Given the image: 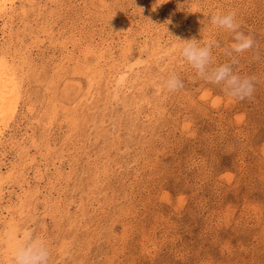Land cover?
<instances>
[{"label":"rangeland","instance_id":"obj_1","mask_svg":"<svg viewBox=\"0 0 264 264\" xmlns=\"http://www.w3.org/2000/svg\"><path fill=\"white\" fill-rule=\"evenodd\" d=\"M14 8L0 17L20 87L0 144V264L29 235L49 264H264V0ZM230 11L254 40L231 57L234 34L209 22ZM192 38L219 42L212 67L235 58L255 77L252 97L199 77L181 55Z\"/></svg>","mask_w":264,"mask_h":264},{"label":"clouds","instance_id":"obj_2","mask_svg":"<svg viewBox=\"0 0 264 264\" xmlns=\"http://www.w3.org/2000/svg\"><path fill=\"white\" fill-rule=\"evenodd\" d=\"M209 22L234 34V43L231 44L230 50L224 49L226 55L231 57L233 53L239 54L253 49V38L238 30L240 25L236 22L235 11L223 15L213 14ZM219 47V42L216 40H210L204 46H200V41L192 38L184 41L181 55L199 77L209 83L222 86L226 95L239 101L251 98L255 90V77H242L234 72L232 65L238 63L235 58L231 60V63L212 67L213 49ZM255 59H259L258 54ZM183 86V82L175 75L170 76L166 81V88L170 92L177 91ZM49 261L50 248L47 242L39 237L27 236L26 243L18 246L14 252V264H49Z\"/></svg>","mask_w":264,"mask_h":264},{"label":"bare ground","instance_id":"obj_3","mask_svg":"<svg viewBox=\"0 0 264 264\" xmlns=\"http://www.w3.org/2000/svg\"><path fill=\"white\" fill-rule=\"evenodd\" d=\"M14 4H15V0H0V17H6L8 14L10 15V14H12L15 10L14 9H16V8H14ZM13 18V17H12ZM11 18V19H12ZM4 20H5V18H4ZM6 22H4V24H5ZM8 24V23H7ZM7 27V26H6ZM4 30V29H3ZM42 33V32H41ZM34 34V33H33ZM14 36V35H13ZM36 41V40H35ZM59 41V40H58ZM63 42V41H62ZM78 43V42H77ZM35 44V43H34ZM156 48V47H155ZM92 49V48H91ZM91 49H89L88 50V48H87V52H89ZM6 51V50H5ZM94 52V51H93ZM92 52V53H93ZM72 53V52H71ZM96 53V52H95ZM95 55H97V54H95ZM20 56V55H19ZM22 56H25L24 54L22 55ZM28 56H29V54H28ZM76 56V55H75ZM6 58V57H5ZM20 58V57H19ZM28 58H30V57H28ZM102 58V57H101ZM11 59V58H10ZM15 59V58H14ZM13 59V60H14ZM16 59H17V57H16ZM21 60H22V57L20 58ZM26 59V58H25ZM62 59V58H61ZM78 59V58H77ZM153 59V58H152ZM12 60V61H13ZM34 60V59H33ZM138 60H140V59H138ZM17 60H15V62H16ZM25 61V60H24ZM23 61V62H24ZM26 61H27V59H26ZM28 61H30V60H28ZM86 61V60H85ZM4 62V61H3ZM19 62V61H18ZM21 63V65H23L22 64V61H20ZM45 62V61H44ZM92 62V61H91ZM12 63H14V62H12ZM86 63V62H85ZM141 63V62H140ZM16 64V63H15ZM19 64V65H20ZM9 65H11V64H9ZM43 65V64H42ZM77 65V64H76ZM83 65V64H82ZM128 65H129V63H128ZM17 66V65H16ZM84 66H86V65H84ZM92 66V65H91ZM115 66V65H114ZM119 66V65H118ZM127 66V65H126ZM131 66V65H130ZM7 67H8V65H7ZM4 64H2V63H0V144H1V140H2V137H3V135H4V129H5V127H7L8 125H9V122H11L12 121V119H14V117L16 116V113H17V107H18V101H17V99H18V97H17V95H18V92H17V84H18V82L16 83V80H18V79H16L15 77L16 76H14L11 72H10V70L7 68ZM12 67V66H11ZM20 67V66H19ZM25 67V66H24ZM62 67V66H61ZM88 67V66H87ZM93 67V66H92ZM14 68V67H13ZM54 68V67H53ZM91 68V67H90ZM94 68V67H93ZM101 68V67H100ZM99 68V69H100ZM132 68V67H131ZM24 69V68H23ZM56 69V68H55ZM59 69V68H58ZM127 69H129V68H127ZM126 69V70H127ZM22 70V69H21ZM91 70V69H90ZM93 70V69H92ZM94 70H95V68H94ZM93 70V71H94ZM96 70H97V68H96ZM59 71V70H58ZM83 71V70H82ZM120 71V70H119ZM130 71H131V69H130ZM134 71V70H133ZM30 72V71H29ZM28 72V73H29ZM81 72V71H80ZM94 73H96L95 71H94ZM98 73V72H97ZM97 73H96V75H97ZM127 73H128V70H127ZM132 73V72H131ZM64 74V73H63ZM93 74V73H92ZM104 74V73H103ZM139 74V73H138ZM99 75V74H98ZM121 75V74H120ZM120 75H119V77H120ZM127 75V74H126ZM132 76V75H131ZM136 76V75H135ZM24 77V76H23ZM102 77V76H101ZM126 76H124V78H125ZM139 77V76H138ZM95 78V77H94ZM109 79V78H108ZM128 79V78H127ZM126 79V80H127ZM120 80H121V78H120ZM125 80V79H124ZM129 80V79H128ZM111 81V80H110ZM117 81H119L118 79H117ZM127 82V81H126ZM123 83H124V81H123ZM19 85H20V83H19ZM118 86V85H117ZM120 86V85H119ZM19 89H20V87H19ZM18 89V90H19ZM20 92V91H19ZM130 109V108H129ZM2 125H3V127H2ZM2 179V178H1ZM0 183H1V181H0ZM2 184V183H1ZM0 184V185H1ZM1 187V186H0ZM1 189V188H0ZM15 230V229H14Z\"/></svg>","mask_w":264,"mask_h":264}]
</instances>
